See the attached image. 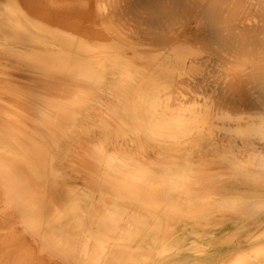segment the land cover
<instances>
[{
    "label": "rangeland",
    "instance_id": "rangeland-1",
    "mask_svg": "<svg viewBox=\"0 0 264 264\" xmlns=\"http://www.w3.org/2000/svg\"><path fill=\"white\" fill-rule=\"evenodd\" d=\"M23 1L0 0V95H3L0 97V161L4 159L0 162L2 170H0V200H2L0 201V225L3 223L2 228L0 227V246L2 247L0 254L3 255H0L3 257V259L0 257L1 264L11 262V264H15V262L18 264L20 261H22L21 264H29V262L36 264L38 259L37 264H70L91 261L93 260L91 257L79 255L78 248L87 245L100 248L99 244L101 248L96 252V259L93 260L96 264H230V262L235 263L236 260L237 264H263L264 192L238 190L237 181L229 176V168L237 169V166H246L259 169L262 166L253 163L255 162L253 159L256 155L264 159V0H201V2L200 0L197 2L196 0H193L194 2L192 0H117L116 8L114 4L116 0H111V2L110 0H80L83 9L85 6L87 8V4L89 5L86 12L79 9L82 7L76 3L78 7L74 0L71 2L73 1L75 8L71 7L73 4L70 6L67 3V1L71 3L69 0H60L63 3L62 8L61 2L58 0H48L47 3L43 0L44 4L46 3L48 6L47 9L46 4L45 6H43L44 4L39 5L38 0L39 6L36 1V3L33 2L34 0H31L32 4L29 0L24 1L27 5L30 4L29 6H26ZM49 1L52 4L56 2V6H53L55 9L50 6ZM77 2L79 3V1ZM202 2L205 5H201ZM94 3L99 5L95 6ZM196 4L201 5L200 8ZM90 5L93 7L91 8ZM30 6L33 8L31 7L29 10L27 7ZM41 6L46 10L50 9L48 16L45 15L48 11L45 12ZM66 6L72 8L71 10L74 12L70 13L71 17L66 12ZM113 6V9H109ZM64 7L66 11L63 12V10L62 13L60 10ZM96 7H99L98 10ZM93 8L96 11H93ZM18 9L22 13L21 16L16 13L19 11ZM15 10L16 12H13ZM31 10L32 12H30ZM79 10L84 13L79 14L81 12ZM54 11H58V18L61 15L62 20H65L61 22V19L53 18V14L56 16ZM97 11L98 15L95 14V16L94 13ZM105 11L107 15L103 17ZM38 12L41 14L44 12L43 17L38 16ZM59 12L60 14H58ZM64 13H67L69 19L74 14V16H78V20L82 19V22L77 23L76 17L71 19V22L67 19L70 25L74 24L69 25L70 28H68L65 26L68 24H66L67 16ZM119 14H123L122 16L127 18L125 20L124 17H120V19L124 18L123 25L128 21L125 24L127 26L124 25V27L121 25L122 21L115 18L120 16ZM112 15L114 16L113 22L111 21ZM200 16L201 20H198ZM99 17L103 25L100 23ZM14 18L20 22L16 23ZM196 19L199 22L203 20L202 24L201 22L199 24ZM59 20L61 23L66 21L65 25L61 24ZM16 24L21 27L19 28V25ZM57 24L59 26H56ZM92 24L100 26L105 24L106 27L98 26V29L97 26H94L93 30ZM192 24L198 28L193 27ZM18 29L24 31L17 32ZM129 29H131L130 33H128ZM106 30L109 33L107 36ZM124 30H126V34H124ZM22 33L23 36L31 38L29 40L35 39L33 41L38 43L28 42L27 38L21 36ZM36 33H45L47 36L38 37ZM74 33L78 34H75L77 40L73 38ZM65 34L73 37H67ZM92 35L98 37L99 40H95V37L92 38ZM109 36L114 38H110L113 42L108 41ZM97 41L99 44L96 43ZM178 44L189 45L193 50L199 51V53L195 52L197 55H201V53L202 55H193L194 52L190 54L193 55L192 57L180 52L175 55ZM140 48L144 51H139ZM91 49H93L92 52ZM211 51L213 55L210 53ZM59 53H68L75 59L84 60L88 65L102 67L105 71V78L97 82L99 86L94 83V80L91 81L90 83L95 84V86L93 85L94 89L92 85L88 86V82L84 83L83 95L85 97L83 96L82 105L77 104L76 107H79V110L77 109L76 116L69 120V122L72 121L71 123L62 119L63 122L68 123L69 127L65 128L64 125L67 124L62 125L61 121L58 134L56 128L54 132L52 124L41 121L44 126L41 125L40 120L34 117L35 114H31L34 117L32 118L29 114L30 110L27 114L32 119L24 118L25 115L27 117L26 113L19 115L20 111L16 109L21 112L28 111V105L25 104L28 99H31L28 98L25 100L26 102L24 101L25 103L23 100L26 96H33L37 91L62 95L63 92L55 90L56 86L65 88L64 83L70 82L72 79L67 74L61 73L62 77L57 76V71L55 76L54 70L52 75L51 72L45 71L48 69L43 70L42 66L39 67L37 62L40 57L45 59L48 57L53 60ZM159 54H161L160 57ZM234 64L235 66H233ZM227 65H232V68ZM127 70L135 74L130 77L129 73L128 79L124 81V83H128L125 85L126 88L124 83L120 85L119 82L122 78L125 79L124 75ZM29 74L39 81L35 83L36 79ZM65 75L69 78L67 79ZM48 76H51L49 77L51 80L47 78ZM118 84L122 87V91L119 90L117 96L115 88ZM95 91L97 92L95 93ZM33 102L35 101L33 100ZM140 103L144 106L142 113L138 110ZM35 119L40 123L36 120L37 124L35 125L33 123ZM25 125L32 131L35 129V134L38 135L39 132V135L43 134L44 136L38 135V139L37 135L31 133V129L27 130ZM12 126L15 129H20V131L18 130L20 134L25 133L29 137H22ZM61 127L64 131L61 130ZM49 131H51L50 134L54 132L55 136L50 135ZM48 135H50L49 138ZM198 138L202 140L199 145L200 149L198 146H191L193 141ZM40 139L44 140L42 143L45 142L43 147H41V143V145L38 143ZM245 140L253 142V147L257 150L256 154L245 149ZM88 144L89 146H87ZM27 147H30L31 150L34 148V152L30 153L31 150L29 151ZM50 152L51 155H49ZM175 156L182 157L192 166L194 164L192 186L195 192L191 201H183L179 204L180 209L173 208L176 202H180L176 200L180 191L173 189L171 194L166 195L163 190L165 185L163 186V181H160L162 180L159 177L161 175L151 172L153 163L159 164ZM135 162H137L136 165ZM6 167L8 169L11 167V170L13 169L11 172L15 175L11 174L10 169L8 170ZM126 168L129 171L127 173L125 172ZM5 170H7L6 173ZM2 172L5 173V176ZM91 172L93 173L91 174ZM143 172H146V178L141 176ZM132 173L136 177L133 178ZM140 173V177H137ZM125 174H128V177ZM152 174L154 178L151 177ZM6 175L9 176L10 181H6ZM10 175L17 179L13 180ZM155 175L160 180L157 181ZM20 177L23 178L22 181ZM127 178L129 180L126 181ZM154 179H156V184L153 185ZM15 180L22 182H17L22 184L21 190L20 184L17 185ZM3 183L7 188L2 186ZM24 183L29 190L24 189ZM241 186L244 185L239 187ZM249 186L245 185L244 187ZM9 190H15L16 193L13 196L17 193L19 195L22 190H25L29 199L27 195H19L18 198H16L17 196L15 198L21 203L23 198L22 200L19 198L24 197V200L28 201L26 203L29 204V207L34 210L27 209L28 206H26L29 212L25 213L21 207L18 208L20 205L16 206V203L18 204L15 202L16 199L14 202L12 200L14 204L11 202L14 197H9ZM13 191H11L12 194ZM79 191L80 194L77 195ZM5 196L8 202H3L6 200ZM240 197L243 200L241 210L222 211L218 208V200L226 199L229 207H232L234 202H238L237 204L240 205ZM95 199L99 200V203L98 201L94 202ZM23 202L22 204H24ZM6 203L14 207L10 209L11 206L8 207ZM103 205L106 207L105 212H110L107 213L110 216L109 219H107V215L103 216L104 209L103 211L100 209L101 212H99L100 214L103 212L102 218L98 213V206L103 207ZM254 205L257 207L250 209V206ZM6 206L8 210L4 208ZM16 207L21 209L19 212L22 211L25 214L20 215ZM118 207V212L121 211L122 214L116 212ZM93 208L98 213L95 214L96 218L93 217L94 215L92 216ZM4 209L7 211L2 212ZM90 210H92L91 213ZM88 212L96 221L92 218L89 219ZM111 212L115 214H111ZM4 213H7L6 217L2 215ZM34 213L38 216L36 219H34ZM9 214L13 215L11 219ZM26 214L30 215L33 223H29V216ZM79 215L87 216L88 219L79 220L80 223L78 222ZM117 215L119 218L121 215L124 216L123 220L120 218L121 222L126 221L124 225ZM19 216L22 218L19 219ZM82 216L80 218H83ZM147 217L151 218L152 221L149 220L151 224L150 222L147 224L145 221H148ZM130 218L133 221L132 224L129 222ZM136 218L141 221H138L141 224L137 223ZM27 219L28 221H26ZM83 220L87 222L85 223ZM107 220L110 223L106 222ZM253 220L254 222H252ZM20 221H25L26 225ZM152 222L155 223L152 224ZM10 223L11 231L10 227L6 226H11ZM101 225L103 226L101 227ZM112 225L114 228L117 227L116 232H114V228H110L113 232H109V227ZM118 225H122V229ZM132 226H134L133 230ZM94 228L98 236L95 235ZM100 228H104L105 231L104 229L100 231ZM8 229L9 231H7ZM7 232L11 235L10 239ZM12 232L15 234L12 235ZM22 232L24 234H21ZM105 233H109L107 237L110 241L108 239L106 241ZM114 234H116L115 238ZM109 235L113 236L110 238ZM11 237L17 240L16 243ZM138 238L141 239L140 242L137 241ZM209 238L214 243L211 246H205ZM4 240L12 241L10 245L8 244L9 247L11 246V249L8 247L10 251L7 250V241ZM111 241H113L112 244ZM15 244H17V248H15ZM129 244H131V248H129ZM108 245L110 246L108 247ZM113 245H115L114 249H112ZM37 248L42 250L43 255H39L40 251ZM18 249L21 251V255ZM148 251L150 253L153 251L152 255ZM149 256L151 257L148 259ZM4 257H8L9 261ZM3 260L8 263H4ZM238 260L240 261L238 262Z\"/></svg>",
    "mask_w": 264,
    "mask_h": 264
},
{
    "label": "bare ground",
    "instance_id": "bare-ground-1",
    "mask_svg": "<svg viewBox=\"0 0 264 264\" xmlns=\"http://www.w3.org/2000/svg\"><path fill=\"white\" fill-rule=\"evenodd\" d=\"M9 1V0H8ZM23 1V0H22ZM25 1V0H24ZM23 1V2H24ZM30 2H31V4L33 3V2H37V0H29ZM39 1V5H42V4H44V1L42 2V1H40V0H38ZM48 2V0H45V2ZM53 1V0H52ZM58 1H60V0H58ZM70 2H71V0H69ZM76 0H74V3L76 4H80V0H77V1H79V3L76 1ZM83 1V0H82ZM85 1V0H84ZM109 1V0H108ZM108 1H107V3H108ZM114 1V0H113ZM193 1V0H192ZM203 1V0H202ZM20 2V1H19ZM35 2V3H36ZM46 2V3H47ZM50 2V6H52V8H54L53 6H56V2L54 3V4H52L51 3V1H49ZM61 2V1H60ZM63 2H65V1H63ZM95 2V1H94ZM110 2H111V0H110ZM120 3H121V1H119ZM186 2V1H185ZM194 2V1H193ZM192 2V3H193ZM196 2H197V0H196ZM200 2H201V0H200ZM200 2H198V3H200ZM205 2V1H204ZM25 4H26V2H24ZM45 3V4H46ZM59 3V2H58ZM67 3L71 6V4H73L71 7H73V8H75L74 7V3H73V1L71 2V3H69L68 1H67ZM82 3V2H81ZM84 3H86V2H84ZM116 3H117V0L115 1V8L117 7V5H116ZM191 3V4H192ZM206 3V2H205ZM9 4V3H8ZM8 4H6L7 6H8ZM11 4V3H10ZM37 4V6H39L38 5V2L36 3ZM45 4L43 5V6H45ZM52 4V5H51ZM62 6H61V8L63 7V3L61 2L60 3ZM76 4V5H77ZM87 4V3H86ZM109 4V3H108ZM113 4V5H114ZM119 4V3H118ZM202 4H204L203 2L201 3V5ZM211 4V3H210ZM210 4H209V6H210ZM30 5V4H29ZM29 5H27L26 4V6H29ZM68 5V6H69ZM77 5V6H78ZM93 5H97L96 3H94ZM99 5V4H98ZM97 5V6H98ZM193 5V4H192ZM199 8H200V6L201 5H199V4H196ZM205 5V4H204ZM203 5V6H204ZM13 6V5H12ZM33 6V5H32ZM32 6H30V7H27L29 10H30V8L32 7ZM36 6V7H37ZM64 6H65V4H64ZM68 6H66L67 7V11L65 10V7H64V9H62V10H60L61 12L63 11V12H68V15L72 12V13H74L71 9L72 8H68ZM69 6V7H70ZM79 6H81L82 7V5L80 4ZM78 6V7H79ZM88 4H87V8H86V6H85V9H83L84 7H82V8H79V9H81V10H85V12L87 11V9H88ZM94 6V7H95ZM110 6H111V3H110ZM193 6H195V5H193ZM192 6V7H193ZM9 7V6H8ZM25 7V6H24ZM42 7V6H41ZM47 4H46V9H47ZM57 7H60V6H57ZM56 7V10L58 9ZM90 7L92 8L93 6L92 5H90ZM89 7V8H90ZM257 7V6H256ZM22 8H23V6H22ZM33 8V7H32ZM34 8H35V6H34ZM44 10H45V12L46 11H48V10H50L49 8H48V10H46L44 7H42ZM97 9L96 10H98V8L99 7H96ZM114 8V6L111 8V7H109V9H113ZM197 8V7H196ZM198 8V9H199ZM259 8V7H258ZM42 9V10H43ZM55 9V8H54ZM69 9V10H68ZM198 9H197V11H198ZM9 10H10V8H9ZM14 10V9H13ZM19 11H17L16 12V10L15 11H13V12H16L19 16H21L22 15V13H21V11H20V9H18ZM35 10H36V8H35ZM35 10H33V11H35ZM39 10H40V12H41V9H40V7H39ZM39 10H37V11H39ZM53 10V9H52ZM81 10H79V12L81 11ZM93 11H96V10H94V8L92 9ZM92 10H90V11H92ZM123 10V9H122ZM196 10V9H195ZM108 11V10H107ZM30 12H32V10L30 11ZM56 12V16H54V14H53V18L54 17H57V12L58 11H54V13ZM62 12V13H63ZM78 12V11H77ZM10 13H12V12H10ZM39 13V12H38ZM37 13V15L38 16H42L43 14H44V12H42V14L41 13H39L38 14ZM48 13H50V11H48L45 15L46 16H48L47 14ZM61 13V14H62ZM82 13V11L79 13V14H81ZM84 13V12H83ZM82 13V14H83ZM98 13V11L96 12V13H94V15L95 14H97ZM100 13V12H99ZM102 13H103V11H102ZM101 13V14H102ZM15 14V13H14ZM30 14H32V13H30ZM35 14V13H34ZM58 14H60V12L58 13ZM64 14H66V21H67V23H66V21L64 22V23H66V24H68V25H65L64 23H61V22H63L65 19V15ZM63 15V19L64 20H62V17H61V15L59 16L60 18H58L57 17V19H61V22H60V20H59V22L61 23V24H63V25H65V26H68V28H70L69 27V25H70V22L72 21L71 19H75L74 17H76V15L74 16V14H72L73 16H72V18L71 19H69L70 17H71V14L68 16L67 15V13H64ZM105 14V15H104ZM103 14V17H105L107 14H106V11H105V13ZM23 15H25V14H23ZM87 15V14H86ZM98 15V14H97ZM113 15H114V13H113ZM112 15V16H113ZM120 16H117V17H119V18H117V17H115L117 20L119 19V21H122V24L121 25H123V19L125 18L124 16H122L121 14H119ZM125 15V14H124ZM34 16H36V15H34ZM33 16V17H34ZM51 16V15H50ZM49 16V17H50ZM80 16V15H79ZM82 16V15H81ZM96 16V15H95ZM109 16H111L110 15V13H109ZM43 17V16H42ZM48 17V18H49ZM69 17V18H68ZM83 17H85V15H83ZM87 17V16H86ZM103 17H101L102 19H103ZM108 17V16H107ZM120 17H124V18H121L120 19ZM129 17V16H128ZM130 17H131V15H130ZM40 18V17H39ZM52 18V17H51ZM77 18V20L75 19V21H77V23L78 22H82V19H79L78 20V16L76 17ZM89 18V17H88ZM14 19H16V18H14ZM42 19V18H41ZM47 19V18H46ZM70 20V22L68 23V20ZM98 19V18H97ZM113 19H114V16L112 17V22H113ZM115 19V20H116ZM45 20V19H44ZM50 20V19H49ZM54 20H56V19H54ZM81 20V21H80ZM88 20H91V19H88ZM94 20H96V19H94ZM93 20V21H94ZM117 20H116V22H117ZM125 20H127V18H125ZM124 20V21H125ZM197 20V19H196ZM195 20V21H196ZM198 20H201V16H200V19H198ZM197 20V21H198ZM248 20V19H247ZM19 21V20H18ZM17 21V19H16V23L18 22ZM58 21V20H57ZM99 21H100V17H99ZM99 21H96V22H98L99 23ZM104 21H106L105 20V18H104ZM203 21V20H202ZM202 21H200L201 22V24H202ZM20 22V21H19ZM84 22H86V21H84ZM128 21H126L125 23H124V25L127 23ZM200 22L198 21V23L200 24ZM56 23V22H55ZM94 23H95V21H94ZM100 23L102 24V22L100 21ZM109 23V22H108ZM118 23H120V22H118ZM132 23V22H131ZM251 23V22H250ZM254 23H255V21H254ZM53 25H55L54 23H52ZM52 24H50V25H52ZM191 24V23H190ZM17 25V24H16ZM19 25V24H18ZM17 25V26H18ZM63 25H62V27H63ZM71 25H74V24H72L71 23ZM70 25V26H71ZM84 25H87V24H84ZM89 25H90V22H89ZM93 25V24H92ZM103 25V24H102ZM123 25V26H124ZM193 25V27H195L194 26V24H192ZM16 26V27H17ZM56 26H59L58 24L56 25ZM91 26V25H90ZM94 26H97L96 28H98V26H100L99 24L98 25H93L92 27H93V30H94ZM119 26V25H118ZM125 26H127V25H125ZM124 26V27H125ZM200 26V25H199ZM21 27V25H19V28ZM79 27V26H78ZM105 28L106 26H105V24H104V26H100V28ZM177 27V26H176ZM18 28V27H17ZM54 28V27H53ZM66 28V27H65ZM91 28V27H90ZM129 28H130V26H129ZM195 28H198V27H195ZM200 28H202V27H200ZM14 29H16V28H14ZM22 29H24V28H22ZM99 29V28H98ZM97 29V30H98ZM126 29V28H125ZM132 29V28H131ZM131 29H129V32L128 33H130V31H131ZM156 29V28H155ZM21 29H18L17 30V32H19ZM25 30V29H24ZM24 30H21V31H24ZM58 30V29H57ZM73 30H74V28H73ZM104 30V29H103ZM120 30H121V28H120ZM154 30V29H153ZM199 30V29H198ZM25 31H27V30H25ZM72 30H70V32H71ZM76 31V30H75ZM91 31V30H90ZM96 31V30H95ZM94 31V32H95ZM126 30H124V34H126V32H125ZM157 31H158V29H157ZM172 31V30H171ZM194 31V30H193ZM197 31V30H196ZM200 31V30H199ZM58 32H60L59 30H58ZM94 32H91L92 34H94ZM97 32V31H96ZM98 32H100L99 30H98ZM107 32V34H106V36L107 35H109V33H108V31L106 30L105 31V33ZM160 32V31H159ZM191 32V31H190ZM198 32V31H197ZM205 32V31H204ZM28 33V32H27ZM30 33V32H29ZM61 33V32H60ZM63 33V32H62ZM72 33V32H71ZM118 33V32H117ZM122 33H123V31H122ZM162 33V32H161ZM192 33V32H191ZM21 34V33H20ZM64 34V33H63ZM75 34H77V33H74L73 35H74V37L72 36V35H70V36H67V35H69L68 33H67V37H73V38H75V40H77L76 38H77V36H75ZM97 34V33H96ZM101 34H102V32H101ZM184 34H185V31H184ZM203 34V33H202ZM206 34V33H205ZM26 35V34H25ZM36 35L38 36V37H44V36H47L45 33H36ZM78 35V34H77ZM98 35H100V34H98ZM103 35V34H102ZM129 35V34H128ZM133 35V34H132ZM190 35V34H189ZM193 35V34H192ZM22 37H24V38H27V41L29 40V39H31V38H28V37H25V36H23V33H22V35H21ZM62 36V35H61ZM97 36V35H96ZM181 36V35H180ZM184 36V35H183ZM186 36H187V34H186ZM199 36V35H198ZM202 36V35H201ZM30 37V36H29ZM65 37V36H64ZM93 37H95V36H93L92 35V38ZM185 37V36H184ZM190 37V36H189ZM96 39L95 40H99V38L98 37H95ZM103 38H104V36L102 37V40H103ZM107 39H108V37H106ZM110 38H112V37H110L109 36V39H108V41L110 40ZM127 38V37H126ZM138 38V37H137ZM182 39H183V37H181ZM78 39L81 41V39L78 37ZM101 39V38H100ZM112 39H114V38H112ZM112 39L110 40V41H112ZM190 39V38H189ZM202 39V38H201ZM35 41V39H32V40H29L28 42H30V41H32L33 43H38V42H34ZM41 40H42V38H41ZM54 40V39H53ZM85 40V39H84ZM83 40V41H84ZM192 40V39H191ZM44 41V40H43ZM105 41H106V39H105ZM32 42H30V43H32ZM99 41H97L96 43H98ZM113 42V41H112ZM159 42V41H158ZM103 43V42H102ZM105 43V42H104ZM106 43H108V42H106ZM105 43V44H106ZM179 43V42H178ZM181 43V42H180ZM179 43V44H180ZM40 44V43H39ZM68 44H69V42H68ZM99 44V43H98ZM178 44V45H179ZM42 45V44H41ZM112 45V44H111ZM134 45V44H133ZM196 45V44H195ZM45 46V45H44ZM53 46V45H52ZM80 46V45H79ZM1 47V46H0ZM85 47V46H84ZM88 47V46H87ZM100 47V46H99ZM137 47V46H136ZM73 48V47H72ZM121 48V47H120ZM133 48V47H132ZM145 48V47H144ZM102 49V48H101ZM136 49H138V48H136ZM174 49V48H173ZM81 50H83V49H81ZM89 50H90V48H89ZM143 49H139V51H141V52H143L142 51ZM175 50V49H174ZM84 51V50H83ZM93 51V49H91V52ZM121 51H122V49H121ZM128 51V50H127ZM135 51V50H134ZM173 51V50H172ZM177 51V52H176ZM176 51H174V52H176L175 53V55H177V53H182V54H184V55H186V56H189L190 54H193V52H194V54L193 55H196V56H199V55H197L195 52H198L199 53V51L197 50V51H195V50H193L189 45H179L178 47L176 46ZM15 52V51H14ZM97 52V51H96ZM124 52V51H123ZM140 52V53H141ZM168 52H170V51H168ZM84 53V52H83ZM127 53V52H126ZM129 53V52H128ZM135 54H136V52H134ZM146 53V52H145ZM151 53V52H150ZM149 53V54H150ZM155 53V52H154ZM201 53V52H200ZM210 53H212V51L210 52ZM50 54V53H49ZM147 54V53H146ZM148 54V55H149ZM204 54V53H203ZM145 55V54H144ZM148 55H146V56H148ZM160 55L161 54H159V57H160ZM192 55V56H193ZM201 55H202V53H201ZM200 55V56H201ZM208 55H209V53H208ZM212 55H213V53H212ZM225 55V54H224ZM52 56V55H51ZM138 56H140V55H138ZM191 56V55H190ZM189 56V57H190ZM191 56V57H192ZM209 56H211V55H209ZM5 57V56H4ZM3 57V58H4ZM32 57V56H31ZM34 57V56H33ZM50 57V56H49ZM53 57H54V55H53ZM154 57H155V55H154ZM227 57V56H226ZM144 58H146L145 56L143 57V59ZM156 58V57H155ZM183 58V57H182ZM232 58V57H231ZM145 60V59H144ZM142 61V60H141ZM184 61V60H183ZM28 62V61H27ZM37 62H38V64L40 65L39 67H43V70H45V69H48V70H45L46 72H51V74L53 75L54 74V72H55V76H56V71L58 72L57 73V76H61L62 77V74L64 75V74H67L69 77H70V79H72L70 82H68V81H66L65 83H64V86H65V88H63V87H60L59 85H61V84H59L58 86L59 87H57L56 86V88H55V90H60L61 92H63L62 93V95L60 94V95H52V94H47V93H43V92H39V91H35L34 93L35 94H33V96H31V97H27L26 96V98L25 97H23V98H25L24 100H23V102L25 101V100H27L28 98H30L31 100L33 99L35 102H33V100L31 101V100H29L28 99V102L25 104V105H28V111L26 110V111H22L21 112V110H19V109H16L17 111H20V114H19V112H17L19 115H21L22 113H26L27 114V112L29 113L30 111L32 112H30L29 114L31 115V114H35L34 115V117H37L39 120H40V122L42 121V122H44V123H50V125L52 124V126L54 127V132L56 131L55 130V128L57 129V131L56 132H58V134H59V129H58V127H59V123L62 121V119H63V121L64 120H66V122L68 121L69 122V120L71 119V118H74L75 116H76V114H77V109L79 108H77L76 106H77V104L79 105V106H81L82 105V103L81 102H83L84 101V83L85 84H87V82H88V86L89 85H94L95 86V84L97 83V82H99V81H101V80H103L104 78H105V71L102 69V67H97V66H95V65H88V63H86L84 60H81V59H75V58H73L70 54H68V53H59L56 57H54V59L53 60H51V58H38V60H37ZM153 62V61H152ZM206 63H208V62H206ZM16 65V64H15ZM32 65V64H31ZM229 65H227V67H228ZM232 66V65H231ZM231 66H229V68L231 67ZM233 66H235V64L233 65ZM240 66V65H239ZM36 67H38V66H36ZM238 67V66H237ZM236 67V68H237ZM232 68V67H231ZM240 68V67H239ZM175 69V68H174ZM52 70V71H51ZM53 70H54V72H53ZM239 71V70H238ZM33 72V71H32ZM226 72H228V71H226ZM17 73V72H16ZM28 73H30V72H28ZM34 73V72H33ZM32 73V74H33ZM62 73V74H61ZM129 73H130V77H132L135 73L134 72H132V71H125V75H124V77H125V79L124 78H122V80H120V85L122 84V83H124V81L125 80H127L128 79V75H129ZM241 73V72H240ZM26 74V73H25ZM50 74V73H49ZM58 74H60V75H58ZM29 75H31V74H29ZM40 75V74H39ZM38 75V76H39ZM67 75H65V77L67 78ZM32 77H34L33 75H31ZM45 77V79H46V76H44ZM49 77H51V76H48L47 78L48 79H50ZM68 77V78H69ZM129 77V78H130ZM43 78V77H42ZM54 79H56L55 77H53ZM52 78V79H53ZM67 78V79H68ZM34 79H36V77H34ZM41 79V78H40ZM53 79V80H54ZM44 80V79H43ZM51 80V79H50ZM93 80H94V83L95 84H92V83H90L91 81L93 82ZM37 81H39V79H36V82L35 83H37ZM129 81V80H128ZM58 82H60V80H58ZM33 83V82H32ZM53 83V82H52ZM55 83V82H54ZM53 83V84H54ZM61 83V82H60ZM99 83H97V85H98ZM100 84H102V83H100ZM126 84H128V83H124L123 85L125 86ZM54 85H57L56 83L54 84ZM119 84L116 86V95L118 96L119 94V90H121L122 91V87L120 86ZM32 86V85H31ZM40 86V85H39ZM49 87L51 86V85H48ZM94 86H93V89H94ZM99 86V85H98ZM33 87V86H32ZM52 87V86H51ZM54 87V86H53ZM126 88H127V86H125ZM39 88V87H38ZM129 88V87H128ZM1 89H3V88H1ZM54 89V88H53ZM89 89H90V87H89ZM171 89V88H170ZM39 90H40V88H39ZM92 90V89H91ZM124 91H127V90H125V89H123ZM89 91V90H88ZM133 91V90H132ZM175 91V90H174ZM97 91H95V93H96ZM114 92V91H113ZM2 93V92H1ZM122 94V93H121ZM138 94H140V93H138ZM2 95V94H1ZM0 95V97H3V95L1 96ZM86 95V94H85ZM115 95V94H114ZM84 96V97H83ZM22 97V96H21ZM88 97V96H87ZM22 98V99H23ZM117 99V98H116ZM5 100H6V98H5ZM4 101V100H3ZM21 101V100H20ZM30 101V102H29ZM126 101H128V100H126ZM5 102H7V101H5ZM26 102V101H25ZM24 102V103H25ZM7 103H9V102H7ZM194 103V102H193ZM1 105V104H0ZM5 105V104H4ZM3 106V105H2ZM11 106V105H10ZM6 107V106H5ZM16 107H18V106H16ZM24 107V106H23ZM22 107V108H23ZM117 107V106H116ZM14 108V107H13ZM21 108V109H22ZM31 108V109H30ZM119 108V107H118ZM2 110L4 109V108H1ZM26 109V108H25ZM25 109H23V110H25ZM30 110V111H29ZM79 110V109H78ZM122 110V109H121ZM138 110H139V112L140 113H142L143 112V110H144V106H142L141 105V103L139 104V106H138ZM13 111V110H12ZM10 112V111H9ZM14 112H16V111H14ZM13 112V113H14ZM12 113V112H11ZM16 113V114H17ZM29 114H27V117H26V115H25V117L24 118H27V119H29L28 117H30L31 118V116H32V118H34L33 117V115H29ZM29 115V116H28ZM8 116V115H7ZM23 116H24V114H23ZM22 116V117H23ZM11 117V116H10ZM21 117V116H20ZM68 118V119H64V118ZM31 118V119H32ZM1 119H3V118H1ZM5 120V119H4ZM37 119H35V120H33L34 122V124L36 125L37 123H35V121H36ZM39 120H37V122L39 121ZM74 120V119H73ZM31 121V120H30ZM61 122V123H63L62 125H64V123H66V122ZM91 121V120H90ZM102 121V120H101ZM200 121H201V119H200ZM17 122V121H16ZM21 122V121H20ZM40 122H38V123H40ZM42 122L40 123L41 125H43L44 126V124H42ZM72 121H70L69 123H71ZM95 122V121H94ZM14 123V122H13ZM29 123V122H28ZM32 123V122H31ZM30 123V124H31ZM47 123V124H48ZM8 124V123H7ZM21 124V123H20ZM33 124V125H34ZM67 125H68V123H66ZM107 124V123H106ZM12 125V124H11ZM24 125V124H23ZM32 125V124H31ZM31 125H30V127H31ZM67 125H64V127L65 128H67V127H69V125L67 126ZM95 125H97V124H95ZM103 125H104V123H103ZM10 126V125H9ZM26 127H27V125H25ZM11 127V126H10ZM25 127V128H26ZM12 128H13V126H12ZM11 128V130H15L16 132L19 130L20 131V129H15V128H13L12 129ZM17 128V127H16ZM28 128V127H27ZM26 128V129H27ZM45 128H47V127H45ZM62 129L61 130H63L64 131V129H63V127H61ZM1 129V128H0ZM29 129H31V128H28L27 130H29ZM19 131H18V134H20L19 133ZM22 131V130H21ZM31 131H32V129H31ZM35 129L31 132V133H34L35 134ZM10 132V131H9ZM54 132H52V134L54 133ZM4 133V132H3ZM30 133V134H31ZM51 133V131H49V134ZM10 134H12L11 132H10ZM25 133H22V134H20L22 137H26V138H28L29 136L28 135H24ZM48 134V133H47ZM46 134V135H47ZM52 134H50V135H52ZM35 135H37V133L35 134ZM38 135H39V132H38ZM37 135V137H38V139H39V136H44L43 134H40L39 136ZM50 135H48V138H49V136ZM53 136H55L54 134H53ZM105 137V136H104ZM35 138H36V136H35ZM43 138V137H42ZM31 139V138H30ZM30 139H27V140H30ZM56 139V138H55ZM37 140V139H36ZM52 140V139H51ZM57 140V139H56ZM39 141V140H38ZM42 141H44L43 139L41 140L40 139V141L38 142L39 144L41 143L42 144V146L41 147H43V143H45V142H43L42 143ZM46 141V140H45ZM53 141V140H52ZM48 142V141H47ZM201 142H202V140H201V138L199 139H195L194 141H193V143H192V145L191 146H198V148H199V145L201 144ZM55 143V142H54ZM8 144V143H7ZM40 144V145H41ZM48 144V143H47ZM52 144V143H51ZM117 144V143H116ZM49 145V144H48ZM48 145H46L47 147H48ZM102 145V144H101ZM253 142L251 141V140H245V143H244V147H245V149L248 151V152H250V153H257V150L256 149H254V147H253ZM31 146V145H30ZM87 146H89V144L87 145ZM91 146H92V144H91ZM96 146V145H95ZM95 146H93V147H95ZM232 146V145H231ZM50 147H52V146H50ZM102 147V146H101ZM100 147V148H101ZM165 147V146H164ZM11 148H12V146H11ZM49 148V147H48ZM96 148V147H95ZM27 149H29V151L31 150V148L29 147H27ZM52 149V148H51ZM200 149V148H199ZM240 149V148H239ZM33 150H34V148H33ZM33 150H31L30 151V153L32 152H34ZM161 150V149H160ZM243 150V149H242ZM16 151V150H15ZM51 151V150H50ZM97 151V150H96ZM224 151V150H223ZM90 152H93V151H91L90 150ZM259 152V151H258ZM19 153V152H18ZM27 153H28V150H27ZM49 153V152H48ZM100 153V152H99ZM40 154H42V153H40ZM81 154V153H80ZM90 154V153H89ZM88 154V155H89ZM93 154V153H92ZM19 155H20V153H19ZM22 155V154H21ZM24 155V154H23ZM34 155V154H33ZM38 155V154H37ZM36 155V156H37ZM42 155H44V154H42ZM49 155H51V152H50V154ZM96 155V154H95ZM85 156H87V155H85ZM91 157V156H90ZM97 157V156H96ZM48 158H49V156H48ZM47 158V159H48ZM88 158V157H87ZM124 158V157H123ZM129 158V157H128ZM49 159H51V158H49ZM90 159V158H89ZM97 159V158H96ZM95 159V160H96ZM125 159H127V158H125ZM4 160V159H3ZM3 160H1V161H3ZM93 160V159H92ZM100 160V159H99ZM255 162H253V163H255V164H258V165H261L262 166V168H251V167H246V166H237L236 168L237 169H233V168H229V176H232L236 181H237V189L238 190H240V191H248V192H255V193H260V192H264V159H262V158H259L257 155L254 157V159H253ZM0 161V162H1ZM6 161V160H5ZM89 161V160H88ZM51 162H52V160H51ZM50 162V163H51ZM105 162V161H104ZM5 163V162H4ZM96 163V162H95ZM133 163V162H132ZM131 163V164H132ZM136 163L137 162H135V165H136ZM97 164V163H96ZM103 164V163H102ZM134 164V163H133ZM48 165V164H47ZM51 165V164H50ZM71 165V164H70ZM92 165H93V163H92ZM91 165V166H92ZM104 165V164H103ZM2 166H4V165H2ZM6 166V165H5ZM8 166V165H7ZM10 166H12V165H10ZM141 166V165H140ZM148 166H150V165H148ZM193 166H194V164H193ZM191 164H189V163H187L185 160H183L182 159V157H180V156H175L174 158H171V159H169V160H166L165 162H162V163H159V164H155V163H153L152 164V170H151V172L154 174H159V175H161V176H159V177H161V179L162 180H160V179H158L159 177H157L156 175H155V177H157L156 179H157V181L158 180H160V181H163V186L165 185V187H164V191L166 192L165 194L166 195H169V194H171L170 192L173 190V189H178L179 191H180V195L179 196H177V199L176 200H178V201H180V202H176V204L173 206V208H176V209H180V206H179V204L181 203V202H189V201H191V198L193 197V193L195 192V189H193V183H194V177H193V173H194V167H193ZM9 167V166H8ZM14 167V166H13ZM16 167V166H15ZM102 167V166H101ZM125 167V166H124ZM135 167H137V166H135ZM7 168V167H6ZM95 168V167H94ZM104 168V167H103ZM128 168V167H127ZM126 168V170H125V172L127 173V172H129L128 171V169ZM137 168H139V167H137ZM8 169V168H7ZM10 169V170H9ZM8 170L11 172L12 170H11V167L9 168ZM14 169H16V168H14ZM134 169V168H133ZM139 169H144V168H139ZM1 170V169H0ZM148 170H149V168H148ZM208 170V169H207ZM2 171V170H1ZM1 171H0V173H1ZM6 171L7 170H5V173H6ZM16 171V170H15ZM132 171V170H131ZM140 171V170H139ZM208 171H210V169L208 170ZM16 172H18V171H16ZM133 172H135V171H133ZM141 172V171H140ZM4 173V174H5ZM9 172H7V174H8ZM93 172H91V174H92ZM142 173V172H141ZM141 173L140 174H138V176L137 177H140L139 175H141ZM2 174H3V172H2ZM1 174V176H3ZM11 174H14V173H12L11 172ZM117 174V173H116ZM129 174V173H128ZM128 174L126 175L127 177H128ZM145 174H146V172L144 173L143 172V175H141L142 177H144V178H146V176H145ZM147 174H148V172H147ZM149 174H151V173H149ZM152 174V178H154L153 175ZM225 174V173H224ZM9 175V174H8ZM8 175H6V178L8 179L9 178V176ZM15 175V174H14ZM124 175V176H125ZM132 175H133V173H132ZM132 175H131V177H132ZM5 176V175H4ZM8 176V177H7ZM11 176V175H10ZM12 177V176H11ZM120 177V176H119ZM134 177H136L135 176V174L133 175V178ZM1 178V177H0ZM13 178V177H12ZM15 179H17V177H14ZM14 178H13V180H14ZM129 178H130V176H129ZM129 178H127V179H125L126 181L127 180H129ZM150 178V177H149ZM6 179V181H10L9 179L7 180ZM11 179V178H10ZM20 179H21V181H22V177H20ZM137 179H139V178H137ZM156 179H154L155 180V182H154V180H153V185H154V183L156 184ZM1 180V179H0ZM2 180H3V177H2ZM118 180V179H117ZM132 180V179H131ZM139 180H141V179H139ZM146 180V179H145ZM152 180V179H151ZM21 181H17V182H21ZM24 181V180H23ZM115 181V180H114ZM133 181V180H132ZM138 181V180H137ZM234 181V180H233ZM232 181V182H233ZM4 182V181H3ZM15 182H16V180H15ZM16 182V184L18 185V184H20V183H17ZM24 182H26L27 183V181H24ZM118 182H119V180H118ZM117 182V183H118ZM151 182V181H150ZM6 183V186L7 187H9L8 186V184H7V182H5ZM13 183H14V181H13ZM22 183V182H21ZM141 183H142V181H141ZM152 183V182H151ZM4 184V183H3ZM2 184V186H4L5 187V184L3 185ZM110 184V183H109ZM134 184V183H133ZM135 184H137V183H135ZM148 185H150L149 183H147ZM10 185H13V184H10ZM21 185L22 184H20V190H21ZM28 185V184H27ZM115 185V184H114ZM145 185V184H144ZM158 185V184H157ZM156 185V186H157ZM160 185V184H159ZM158 185V186H159ZM168 185V186H167ZM240 185H246V186H249V187H244V186H241V187H239ZM29 186H30V184H29ZM135 186V185H134ZM140 186V185H139ZM157 186V187H158ZM162 185H160V187H161ZM166 186H167V188H166ZM170 186V187H169ZM7 187H5V188H7ZM16 187V186H15ZM14 187V188H15ZM24 187H25V183H24ZM113 187V186H112ZM111 187V188H112ZM155 187V186H154ZM16 188H18V187H16ZM30 188H32V187H30ZM85 188V187H84ZM151 188V187H150ZM9 189V188H8ZM24 189H27V190H29L28 188H27V186L24 188ZM75 191H78V190H76L75 188H73ZM83 189V188H82ZM143 189V188H142ZM146 189V188H145ZM147 189H149L148 187H147ZM155 189H156V187H155ZM5 190V189H4ZM7 190V189H6ZM18 190V189H17ZM26 190V191H27ZM1 191V190H0ZM11 191H13V190H9L8 192H9V197L10 198H13L14 197V199H11V202H12V200H13V202H14V200L16 199V198H18V196L19 195H27V198H28V194H25V190H22L21 192L22 193H24V194H22V193H20L19 195H18V193H17V195H15V196H13L14 195V193H16V192H14L13 191V194L11 193ZM73 191V190H72ZM127 191V190H126ZM6 193V192H5ZM11 193V194H10ZM76 193V192H75ZM81 193H84V192H81ZM130 193V192H129ZM80 194V191H79V193H77V195H79ZM6 195H7V193H6ZM82 195V194H81ZM84 195V194H83ZM88 195V194H87ZM86 195V196H87ZM0 196H1V192H0ZM8 196V195H7ZM12 196V197H11ZM17 196V197H16ZM95 196V195H94ZM16 197V198H15ZM21 197V196H20ZM1 198V197H0ZM9 198V199H10ZM22 198H23V203L24 204H22V202L20 203L19 201H18V199H16L17 201H15V202H18V204L16 203V206H19L18 208H22V211H24L25 213H27V209H30V210H34V209H31V207H29V204L28 203H26V202H28V201H26V200H24V197H21V198H19L20 200H22ZM5 199H6V196H5ZM8 199V200H9ZM26 199V198H25ZM29 199V198H28ZM94 199V198H93ZM92 199V200H93ZM96 199H99V198H96ZM96 199H95V201L94 202H97L98 201V203H99V200H97L96 201ZM0 201H2V200H0ZM8 202L7 201V199L6 200H4L3 202ZM216 201V200H215ZM228 200H226V199H223V200H218L217 202H219L218 204H219V209L220 210H222V211H230V210H241L242 209V202H243V200L241 199V197H240V201H239V204L240 205H238L237 203L238 202H234L233 203V205H232V207H229V204H228V202H227ZM10 202V201H9ZM12 202V203H13ZM140 202V201H139ZM20 203V204H19ZM27 205H26V204ZM77 203V202H76ZM251 203V202H250ZM7 205H8V207L9 206H11L9 203H6ZM6 204H4V205H6ZM14 204V203H13ZM22 204V205H21ZM95 204V203H94ZM106 204V203H105ZM104 204V205H105ZM253 204V203H252ZM257 205H259L260 203H256ZM3 205V204H2ZM3 205V206H4ZM25 205V206H24ZM33 205V204H32ZM103 205V207H105ZM257 205H254V206H250V209L251 208H256L257 207ZM26 206H28L27 207V209H26ZM7 206L6 207H4L5 209H7L8 208ZM12 207H14V206H11L10 207V209L12 208ZM101 206H98V208H99V210H98V213L99 212H101L100 211V209L103 211V209H104V212H105V210H106V207L105 208H103V207H101ZM17 208V207H16ZM17 208V211L19 212L21 209H18ZM25 208V209H24ZM2 209H3V207H2ZM4 209V210H5ZM9 209V211H11ZM76 209V208H75ZM74 209V210H75ZM92 209V208H91ZM119 207L116 209V212H118L119 210ZM123 209V208H122ZM2 210V212H6L7 210ZM77 210V209H76ZM93 210H94V208H93ZM22 211L21 212H19L20 213V215L22 214V215H24L25 213H22ZM59 211V210H58ZM131 211V210H130ZM1 212V213H2ZM29 212V211H28ZM92 212V210H90V213ZM95 212V210L92 212V216L93 217H97L95 214L97 213V210H96V212ZM121 212V211H120ZM120 212H118V213H120ZM123 212V211H122ZM9 213V212H8ZM18 213V214H19ZM41 213V212H40ZM89 213V212H88ZM88 213L86 214L87 216H88ZM90 213H89V215H90ZM94 213V214H93ZM97 213V214H98ZM103 213V212H102ZM101 213V214H102ZM107 213H110L109 211L107 212H105V214H103V216L105 215H107ZM114 213V212H113ZM112 212H111V214H113ZM7 213H4V214H2V215H5V217L7 216L6 215ZM11 214V213H10ZM8 215V216H10V219L13 217V215L11 216V215ZM12 214H13V212H12ZM28 214H30V213H28ZM28 214H26V215H28ZM35 214V213H34ZM39 214V213H38ZM100 214V213H99ZM100 214V215H101ZM115 214V213H114ZM120 214H122V213H120ZM132 214L134 215V213L132 212ZM123 215H124V213H123ZM29 217V220H30V222L29 223H33V221H31V218H30V215H28ZM82 215H79L78 216V222H80L79 220H81L82 221V219H85V220H87L88 218H87V216L86 217H83V218H80ZM115 216V218H116V215H114ZM125 216V215H124ZM123 216V217H124ZM144 216V215H143ZM4 217V218H5ZM15 217V216H14ZM38 216L35 214V217H34V219H36ZM100 217V216H99ZM108 217H110V216H108L107 215V219H109ZM117 217H118V215H117ZM123 217H122V215H121V217L120 218H122V220H123ZM126 217V216H125ZM137 217V216H136ZM139 217V216H138ZM22 217L21 216H19V219H21ZM80 218V219H79ZM90 218H92L91 217V215H90V217H89V219ZM101 218H102V215H101ZM119 218V217H118ZM120 218H119V220H120ZM148 218V217H147ZM146 218V219H147ZM2 219V218H1ZM93 220H94V218H92ZM104 219H105V217H104ZM113 219V218H112ZM117 219V218H116ZM127 219V218H126ZM137 219V223H138V221H140V220H138V218H136ZM135 219V220H136ZM145 219V218H144ZM151 219V218H150ZM149 218H148V221L147 220H145L146 222H147V224L150 222V221H152V220H150ZM238 219V218H237ZM77 220V219H76ZM85 220H83V221H85ZM125 220V219H124ZM128 220V219H127ZM130 221V223L131 222H133L132 220H131V218L129 219ZM150 220V221H149ZM154 220V219H153ZM3 221V220H2ZM5 222H6V220H4ZM10 221H12V220H10ZM26 221H28V219L26 220ZM94 221H96V220H94ZM104 222H105V220H103ZM109 220H107L106 222H108ZM115 221V220H114ZM113 221V222H114ZM156 221V220H155ZM14 222V221H13ZM20 222H22L23 224L25 223V221L23 222V221H20ZM19 222V223H20ZM87 221H85V223H86ZM120 222H121V220H120ZM124 222H126V221H123V222H121L122 223V225H124L125 223ZM141 222V221H140ZM139 222V223H140ZM252 222H254V220L252 221ZM7 223V222H6ZM18 223V224H19ZM21 223V225L23 226V224ZM29 223H28V225H29ZM35 223V222H34ZM81 223V222H80ZM80 223H79V225H80ZM108 223H110V222H108ZM119 222L117 221V224H118ZM138 223V224H139ZM155 222H152V224H154ZM156 223H158V222H156ZM8 224V223H7ZM107 224V223H106ZM106 224H105V226H106ZM115 224V226H116V223H114ZM132 224V223H131ZM141 224V223H140ZM150 224H151V222H150ZM149 224V225H150ZM10 225H11V223H10ZM20 225V224H19ZM24 225H26V224H24ZM87 225H93V224H87ZM96 225H97V223H96ZM108 225V224H107ZM122 225L120 226V225H118V226H120V228L122 229ZM148 225V226H149ZM161 225V224H160ZM2 226H3V223H2V225H0V227L2 228ZM9 229H10V231L12 230V225L11 226H8V225H6ZM30 226V225H29ZM82 226V225H81ZM98 226V225H97ZM103 225H101V227H102ZM114 225H112L111 227H109V229L111 228V229H113L114 227H113ZM126 226H127V224H126ZM131 226V225H130ZM159 226V225H158ZM99 227V226H98ZM97 227V228H98ZM124 227V226H123ZM161 227V226H160ZM106 228V227H105ZM125 228V227H124ZM132 228H134V226H132L131 227V229ZM157 228V227H156ZM162 228V227H161ZM9 229L7 230V231H9ZM32 229V228H31ZM89 229V228H88ZM95 229V228H94ZM101 229H104V228H100V231H101ZM110 229V231L109 232H111L112 230ZM115 230H114V232H116V230H117V227L116 228H114ZM128 229H129V226H128ZM5 231H6V229H4ZM13 230H14V228H13ZM33 230V229H32ZM53 230V229H52ZM86 230H87V228H86ZM130 230V229H129ZM133 230V229H132ZM131 230V231H132ZM159 230H161V229H159ZM104 231H105V229H104ZM103 231V232H104ZM120 231V230H119ZM124 231V230H123ZM157 231V230H156ZM172 232L174 231V230H171ZM89 232H90V229H89ZM95 232H96V229H95ZM113 232V231H112ZM161 233H162V231H160ZM7 233H9V232H7ZM86 233V232H85ZM117 233H118V231H117ZM116 233V234H117ZM119 233H121V231L119 232ZM156 233V232H155ZM5 234H6V232H5ZM13 234H15L14 232H12V235ZM21 234H24L23 232L21 233ZM32 234H34V233H32ZM92 234V233H91ZM106 234V233H105ZM109 233H107L105 236H106V241H107V239H108V237H107V235H108ZM110 234H112V233H110ZM116 234H114V238L116 237L115 235ZM130 234V233H129ZM170 234H172L171 232H170ZM2 235V234H1ZM37 235V234H36ZM95 235H97V232H96V234ZM163 235V234H162ZM8 236H9V239H10V233L8 234ZM34 236V235H33ZM98 236V235H97ZM113 235H111V237H112ZM123 236V235H122ZM6 237V236H5ZM14 237H17V236H15L14 235ZM37 237V236H36ZM109 237H110V235H109ZM110 237V238H111ZM124 237V236H123ZM11 238H13V237H11ZM8 239V238H7ZM14 239V238H13ZM12 239V240H13ZM17 239H18V237H17ZM39 239V238H38ZM90 239V238H89ZM22 240V239H21ZM87 240V239H86ZM91 240V239H90ZM89 240V241H90ZM99 240V239H98ZM109 240V239H108ZM113 240V239H112ZM162 240H164V239H162ZM247 240H249V239H247ZM5 241V240H4ZM7 241V240H6ZM5 241V242H6ZM9 241V240H8ZM6 242V244L8 245H10L11 243H12V241L10 242ZM14 241H15V243H16V239H14ZM39 241V240H38ZM93 241V240H92ZM110 241V240H109ZM137 241L138 242H140L141 241V239L140 238H138L137 239ZM5 242H2V243H5ZM19 242H21L20 240H19ZM19 242H17V243H19ZM23 242V241H22ZM87 242H88V240H87ZM112 242L113 241H111V244H112ZM124 243H125V241H123ZM123 242H122V244H123ZM191 242H192V240H191ZM25 243V242H24ZM28 243V242H27ZM40 243V242H39ZM99 243V242H98ZM114 243H116V242H114ZM119 243V242H118ZM164 243V242H163ZM214 242L212 241V239H210L209 238V240H208V242H207V244L205 243V246H211V244H213ZM14 244V243H13ZM20 244V243H19ZM90 244V243H89ZM110 244V243H109ZM117 244V243H116ZM120 244H121V242H120ZM119 244V245H120ZM125 244H127V243H125ZM124 244V245H125ZM137 244V243H136ZM192 244V243H191ZM218 244V243H217ZM6 245V246H7ZM9 245L7 246V250H9L8 249V247H9ZM16 245V247L15 248H17V244H15ZM14 245V246H15ZM81 245H83V244H81ZM96 245H97V243H96ZM102 245H104V244H102ZM119 245H118V247H119ZM131 244H129L128 246H130ZM193 245H194V243H193ZM27 247H28V244L26 245ZM50 246V245H49ZM98 246H100V248H101V245L99 244ZM110 245H108V247H109ZM146 246V245H145ZM11 247V246H10ZM9 247V248H10ZM21 247V246H20ZM107 247V248H108ZM113 248L112 249H114V247H115V245H113L112 246ZM122 247H123V245H122ZM125 247L126 248H128L126 245H125ZM132 246H130L129 248H131ZM195 247V246H194ZM0 248H2L1 246H0ZM19 248V247H18ZM39 248H41V247H39ZM99 247H94V246H84L83 248H78V250L79 251H77V253H79V255H81V254H83V255H85V257H88V258H92L93 260H95L96 259V252L100 249ZM133 248L135 249L136 247H134V245H133ZM193 248V247H192ZM11 249V248H10ZM22 249V248H21ZM20 249V250H21ZM29 249H31V248H29ZM29 249H28V252H30L29 251ZM38 249V248H37ZM104 249V248H103ZM120 249V248H119ZM137 249H139V248H137ZM6 250V249H5ZM39 250V249H38ZM102 250V249H101ZM121 250H124V249H121ZM136 250V249H135ZM140 250V249H139ZM153 250V249H152ZM194 250H195V248H194ZM238 250V249H237ZM10 251V250H9ZM17 251V250H16ZM18 251H19V249H18ZM23 251V250H22ZM24 251H25V249H24ZM24 251H23V253H24ZM31 251H33V250H31ZM40 251V254L39 255H41L42 253H41V249L39 250ZM112 251V250H111ZM115 251V250H114ZM154 251V250H153ZM153 251H152V253H153ZM3 252L5 253V251H4V248H3ZM8 252V251H7ZM13 252V251H12ZM20 252V255H21V251H19ZM18 252V253H19ZM26 252V251H25ZM44 252V251H43ZM138 252V251H137ZM139 252H141V251H139ZM149 252V251H148ZM148 252H146V253H148ZM240 252V251H239ZM0 253H2V251L0 252ZM16 253V252H15ZM48 253V252H47ZM113 253V252H112ZM121 253V252H120ZM119 253V254H120ZM150 253V252H149ZM152 253H150L151 255H152ZM9 254V253H8ZM13 254H14V252H13ZM26 254H29V253H26ZM111 254V253H110ZM149 254V255H150ZM166 254V253H165ZM168 254V253H167ZM0 255H2V254H0ZM11 255V254H10ZM36 255V254H35ZM43 255V254H42ZM117 255V254H116ZM154 255V254H153ZM242 255V254H241ZM245 255H246V253H245ZM3 256V255H2ZM2 256H0L2 259H3V257ZM43 257V256H42ZM129 257V256H128ZM151 256H149L148 257V259L150 258ZM5 258V257H4ZM8 258V257H7ZM7 258H5V260H8L9 261V259H7ZM14 258V257H13ZM37 258V257H36ZM82 258H84L83 256H82ZM14 259H16V258H14ZM48 259V258H47ZM53 259H54V257H53ZM98 259V258H97ZM115 259V258H114ZM23 260V259H22ZM26 260V259H25ZM89 260V259H88ZM93 260H91V261H84V262H76V263H70V264H96ZM242 260V259H241ZM4 261V260H3ZM28 261V260H27ZM38 261H39V259H38ZM38 261H36L37 263H38ZM45 261V260H44ZM57 261V260H56ZM66 261V260H65ZM129 261V260H128ZM127 261V262H128ZM146 261H147V258H146ZM240 260H238V262H239ZM5 262H7V261H4V263ZM19 262V261H18ZM21 262L22 261H20L19 263L21 264ZM48 262V261H47ZM115 262V261H114ZM8 263V262H7ZM12 263V262H11ZM11 263H9V264H11ZM18 263V264H19ZM36 263V264H37ZM54 263V262H53ZM105 263V262H104ZM109 263V262H108ZM0 264H1V259H0ZM6 264V263H5ZM15 264H17L16 262H15ZM29 264H30V262H29ZM35 264V263H34ZM40 264V263H39ZM55 264V263H54ZM126 264V263H125ZM153 264V263H152ZM230 264H237V260L235 261V263H231L230 262ZM264 264V263H263Z\"/></svg>",
    "mask_w": 264,
    "mask_h": 264
}]
</instances>
